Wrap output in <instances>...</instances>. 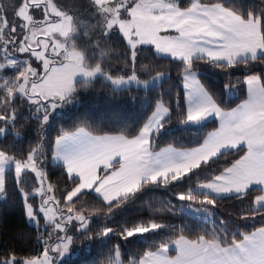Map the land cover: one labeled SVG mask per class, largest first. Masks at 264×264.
<instances>
[{
    "label": "snow or ice",
    "instance_id": "6c2138e0",
    "mask_svg": "<svg viewBox=\"0 0 264 264\" xmlns=\"http://www.w3.org/2000/svg\"><path fill=\"white\" fill-rule=\"evenodd\" d=\"M90 5L91 15L99 18L102 38L119 33L132 65L140 51L138 46H151L154 55L179 62L187 109L178 124L199 125L215 118L219 128L208 133L200 147L178 151L169 145L154 151L155 142L172 123L169 108L157 103L155 112L132 138L125 134L127 129L103 138L91 137L84 129L74 133L61 129L50 148L44 132L52 113L76 100L77 74L86 77L88 83L100 76L117 87L133 83L147 86L150 81L139 80L135 70L126 74L127 79L123 75L113 78L99 64L94 68L83 65L70 42L77 35L76 25L53 0H19L11 9V19L5 15V5L0 4V142L7 143L4 136L25 118L21 119L19 103L27 105L28 118L34 117L39 128L35 146L19 158L0 150V197L6 192L7 173H14L27 222L40 232L36 255L23 258L9 253L0 258V264H58L72 242L69 229L81 230L92 239L88 235L92 214L74 211L77 202L92 194L111 213L144 187L175 189L186 181H196L195 187L174 192V197L181 210L188 202L199 204L197 211L207 214L211 223L209 208L217 204L218 197L244 201L259 191L250 212L241 211L240 217L247 220L260 215L264 222V67L256 72L258 65H264V6L254 11L232 0H189L187 7L182 6V0H90ZM35 13L41 18H35ZM77 23L80 28L94 27ZM197 62L224 72L226 78L238 69L245 71L237 82L246 86L249 99L231 112L223 111L198 78ZM8 70L11 77L5 75ZM148 74L152 75L151 70ZM167 77L156 72L151 81ZM233 88L224 84V94ZM177 97L179 101V94ZM15 136L19 142L20 133ZM49 151L52 160L63 162V174L71 186L63 193V205L53 194V185L47 183L45 161ZM236 151L245 154L218 173L212 169L220 158ZM101 169L103 176L98 175ZM109 169L114 170L109 174ZM203 170L209 175L201 181ZM30 175L34 183L26 185ZM172 210L171 205L166 209ZM106 218L112 220L111 216ZM170 228L177 226L130 221L115 228L101 227L96 235L104 241L111 236L143 239L144 234ZM170 246L177 252L175 258L168 255ZM109 251L116 252L110 259L119 264V247ZM129 264H264V227L239 241L233 237L225 247L215 238L200 236L189 241L180 236Z\"/></svg>",
    "mask_w": 264,
    "mask_h": 264
},
{
    "label": "trees",
    "instance_id": "16d2710c",
    "mask_svg": "<svg viewBox=\"0 0 264 264\" xmlns=\"http://www.w3.org/2000/svg\"><path fill=\"white\" fill-rule=\"evenodd\" d=\"M53 2L74 18L77 31V35L73 38L74 46L84 54L87 63L99 64L113 78L121 75L127 77L126 74H130L133 70L143 80H150L156 72L166 73L169 77L156 87H132L122 90L114 89L102 77H97L90 83L76 82V100L73 106L65 114L54 113L44 132L50 148L54 146L55 137L60 134L61 129L68 133L84 129L86 133L95 137L115 136L127 129L125 134L132 138L155 112L157 103H163L169 108L172 123L155 142L154 151H160L169 145L176 150L200 147L208 133L218 128L217 120H210L201 125L178 124V120L187 109L185 90L180 83L178 61L168 57H158L153 54L151 46H145L139 48L136 62L132 65L129 61L130 52L119 33L113 30L114 33L107 40L102 38L97 24L99 18L91 15L90 0H53ZM203 2L213 3L217 0H203ZM18 3L19 1L15 2V6ZM232 3H240L254 11L264 6V0H232ZM182 6H189V2L182 0ZM5 15L11 19V14L5 11ZM78 21L94 27L80 28ZM101 52L104 53L103 57ZM243 67L241 66V69ZM261 67L264 65L257 66V73L260 72ZM150 70L151 76L148 74ZM197 72L201 83L205 85L209 94L213 95L223 111H231L247 100L246 86L237 82L238 78L243 79L245 71L238 69L226 78L224 72L197 62ZM5 75L11 77V70L6 71ZM224 84L234 86L227 95L223 92ZM177 94H179V101ZM177 103H179V112H176ZM17 109L21 111V119L25 118L12 132L4 136V141L7 143L0 142V150H6L10 155L19 158L29 151L30 147L35 146L39 128L34 117L28 118L27 105L19 103ZM16 132L20 133L19 142L15 136ZM244 154L243 151L232 152L220 158L216 164L212 165V169L218 173L223 167H230ZM45 170L47 182L53 185V194L62 201L63 205V193L71 190V186L65 180L61 165L52 160L51 151L45 161ZM112 170L114 169L108 170L109 174ZM98 175H105L103 169ZM208 175L209 172L203 170L199 179L204 181ZM32 183L34 178L30 175L26 178V185ZM195 183L196 181H192L188 184L186 181L181 187L175 189L151 185L144 187L135 194L134 198L126 201L119 208H113L111 213L95 194L85 196L76 203L74 211L80 210L86 215L92 214V220L89 222L92 231L88 235L93 238L88 239L83 232L76 235L73 247L80 253L62 264H115V261L110 258L116 257V252L109 251L114 247H119V264H129L130 260L140 259L147 252L156 251L160 244L170 245L180 236L189 241H195L200 236H204L206 240L215 238L222 247H225L231 243L233 237L239 241L243 235L251 234L258 228L264 227L260 215L247 220L240 217L241 211L250 212V205L254 204L255 196L261 194L259 191H253L244 201L227 197L217 198V204L209 208L211 223L192 215L191 209L197 210L201 207L195 202H188L181 210V203L174 197V192L195 187ZM170 205L173 206L172 212L166 211ZM107 216H111L112 220L109 221ZM144 220L176 225L177 228L144 234L143 239L132 237L123 240L119 236H111L104 241L96 235L101 227L115 228L118 224ZM38 235L40 232L27 222L22 196L15 185L14 173L9 172L6 176V192L2 198L0 197V258L9 253L23 258L36 255L40 251L37 243Z\"/></svg>",
    "mask_w": 264,
    "mask_h": 264
},
{
    "label": "rangeland",
    "instance_id": "374dc122",
    "mask_svg": "<svg viewBox=\"0 0 264 264\" xmlns=\"http://www.w3.org/2000/svg\"><path fill=\"white\" fill-rule=\"evenodd\" d=\"M17 1H19V0H0V4H3V5H5V7H6V12H7V14H11V9L15 6V2H17ZM34 16H35V18H37V19H40L41 18V16H40V14L39 13H35L34 14ZM70 17H71V19H72V23L75 25V20H74V18L71 16V15H69ZM171 34H174V33H171ZM71 44L72 45H74V40L73 39H71ZM140 47H145V46H138V48H140ZM74 51H75V53H77L80 57H81V63L83 64V65H86V66H89V67H95L96 65H92V64H90V63H87L86 62V57L84 56V54L81 52V51H79L78 49H76V47L74 46V49H73ZM25 58V57H24ZM34 66V65H33ZM98 77H100V76H98ZM138 77V79L139 80H141V81H143V79L142 78H140L139 76H137ZM126 79H127V77H125ZM152 79V78H151ZM151 79L149 80L150 82L147 84V86H144V85H137V84H135V83H133V84H130V85H127V86H119V87H117V86H114V85H112V87L114 88V89H116V90H122V89H128V88H132V87H140V88H152V87H156L157 85H159L164 79H161V80H159V81H155V82H153V81H151ZM79 81H87V79H86V77H81L79 74H77L76 76H75V82H74V87H75V84H76V82H79ZM145 81H147V80H145ZM110 84H111V82L110 81H108ZM73 104L74 103H70V104H68V105H66V106H64V107H62V108H59V109H57L55 112H53L52 113V115L54 114V113H60V114H65L66 112H67V110L71 107V106H73ZM51 115V116H52ZM51 116H50V119H49V122H50V120H51ZM167 148V147H166ZM54 161V160H53ZM55 162V161H54ZM56 163V162H55ZM99 174V173H98ZM48 183V182H47ZM2 198V197H1ZM35 206V205H34ZM191 209V208H190ZM198 210V209H197ZM196 209H191V213H192V215L193 216H195V218H198V219H201V220H208L207 219V214H205V213H201V212H198ZM41 225L43 226V222H41ZM82 233V231L81 230H76V229H69V231H68V235L69 236H71L72 237V242H71V244H69V246H68V251L63 255V256H61L60 257V259H59V261H58V264H62L64 261H66V260H69V259H71V258H73V257H75V256H77L79 253H80V251L79 250H74V247H73V245H74V238H75V236L76 235H80ZM45 238H47V237H45ZM118 260H119V257H118Z\"/></svg>",
    "mask_w": 264,
    "mask_h": 264
},
{
    "label": "crops",
    "instance_id": "0c3cea01",
    "mask_svg": "<svg viewBox=\"0 0 264 264\" xmlns=\"http://www.w3.org/2000/svg\"><path fill=\"white\" fill-rule=\"evenodd\" d=\"M175 34V33H174ZM249 99V96H248V93H247V100ZM246 100V101H247ZM186 103H187V101H186ZM244 103V102H243ZM242 103V104H243ZM241 105V104H240ZM237 108V107H236ZM232 111V110H231ZM231 111H227V112H231ZM210 120H217V122H218V128H219V120L218 119H215V118H213V119H210ZM209 120V121H210ZM206 122H208V121H205V122H203V123H206ZM202 123V124H203ZM193 125H196V124H193ZM199 125H201V124H199ZM218 128L215 130V131H217L218 130ZM214 131V132H215ZM88 134V133H87ZM89 136H91V137H95V136H92V135H90V134H88ZM103 137H106V136H102V137H95V138H103ZM178 151H184V150H178ZM56 162V164H59V165H62V161H55ZM102 170V169H101ZM100 171V170H99ZM99 171H98V173H99ZM219 198V197H218ZM187 240V239H186ZM168 255H169V257L170 258H175L176 257V255H177V252L170 246L169 247V252H168Z\"/></svg>",
    "mask_w": 264,
    "mask_h": 264
},
{
    "label": "water",
    "instance_id": "95a60500",
    "mask_svg": "<svg viewBox=\"0 0 264 264\" xmlns=\"http://www.w3.org/2000/svg\"><path fill=\"white\" fill-rule=\"evenodd\" d=\"M189 2V0H187Z\"/></svg>",
    "mask_w": 264,
    "mask_h": 264
}]
</instances>
